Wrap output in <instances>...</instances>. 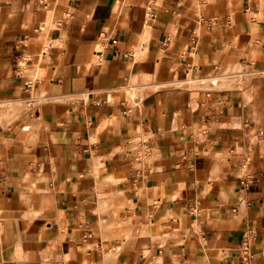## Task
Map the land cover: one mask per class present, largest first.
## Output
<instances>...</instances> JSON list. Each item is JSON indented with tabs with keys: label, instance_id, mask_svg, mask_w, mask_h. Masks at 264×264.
<instances>
[{
	"label": "crops",
	"instance_id": "obj_1",
	"mask_svg": "<svg viewBox=\"0 0 264 264\" xmlns=\"http://www.w3.org/2000/svg\"><path fill=\"white\" fill-rule=\"evenodd\" d=\"M0 264H264V0H0Z\"/></svg>",
	"mask_w": 264,
	"mask_h": 264
}]
</instances>
